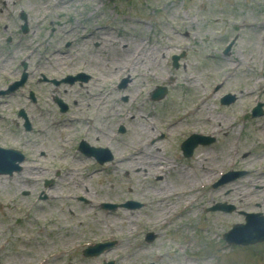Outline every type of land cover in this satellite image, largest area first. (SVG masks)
Instances as JSON below:
<instances>
[{
  "label": "rangeland",
  "instance_id": "rangeland-1",
  "mask_svg": "<svg viewBox=\"0 0 264 264\" xmlns=\"http://www.w3.org/2000/svg\"><path fill=\"white\" fill-rule=\"evenodd\" d=\"M0 89V148L25 156L0 174V264H264V240L224 238L248 215L264 237V0H0ZM194 134L215 141L187 157Z\"/></svg>",
  "mask_w": 264,
  "mask_h": 264
},
{
  "label": "water",
  "instance_id": "water-1",
  "mask_svg": "<svg viewBox=\"0 0 264 264\" xmlns=\"http://www.w3.org/2000/svg\"><path fill=\"white\" fill-rule=\"evenodd\" d=\"M230 47H231V45L228 47L227 51L230 49ZM182 56H177V55L173 56L174 66L178 67V60ZM22 82L23 81L18 82L16 85L13 86V88H17L19 85L22 84ZM166 94H167V89L164 88V87H159L154 92L153 99H155V100L162 99L163 97H165ZM233 101H235V97L231 96V95H227V96L222 98V103L223 104H230ZM262 114H263L262 105L259 104L256 108L253 109V116H259V115H262ZM212 141H213L212 138H205V137H201L199 135H193L191 138H189L183 144L184 153H185L186 156H191L192 153H193V150H194V148L196 146H198L199 144H208V143H211ZM100 151L101 150H97L96 152H100ZM12 155H16V156L13 157V158H10ZM23 159H24V156L21 155L18 152H15V151L3 152V155H0V174H4V173L12 174L14 171L20 170L21 167H20L19 163L22 162ZM100 160H101V162H103V159H100ZM227 177L228 176H226V178ZM108 206L110 208H116L114 205H108ZM127 206H133V205H132V203H128ZM220 208H224V207L216 206V207L213 208V210L220 209ZM254 216H259V215H248L247 224H245V225H242V224L235 225L234 228L229 233L224 235V238L229 243H237V244H245V245L246 244H251V243H256V242H259V241H263L264 237H262V236H261V238H253L254 236H253L252 233H254V230L256 232V230L261 228V226H258L257 223L254 221ZM251 217H253V219H251ZM241 229H245V230L248 229L247 230V234H245L242 231H239ZM240 232L242 234L241 236H239ZM153 239H154V235L153 234H149L147 236V240L148 241H152ZM110 245L111 244H98V245H96L94 247L88 248L85 251V254L86 255H97L102 250H104L105 248H107ZM109 264H113V263L111 262Z\"/></svg>",
  "mask_w": 264,
  "mask_h": 264
},
{
  "label": "bare ground",
  "instance_id": "bare-ground-1",
  "mask_svg": "<svg viewBox=\"0 0 264 264\" xmlns=\"http://www.w3.org/2000/svg\"><path fill=\"white\" fill-rule=\"evenodd\" d=\"M102 99H105V98H103V96H102ZM98 102L95 104V107L97 106V105H99V103L101 104V103H104L103 101L102 102H100V99H98L97 100ZM72 119H74V118H72ZM87 129H89V127H87ZM106 138H107V136H106ZM108 140H110L109 138H107ZM99 149H101V147H99ZM106 150H109L108 148H105ZM137 155V156H136ZM138 155H139V153L138 152H134V154H133V159L135 160V161H137L138 160ZM151 157L150 156H146V159H150ZM187 177H188V174H187ZM189 178V177H188ZM188 178H185V179H183L182 180V178H180L179 180L180 181H182V183H183V187H184V185L186 184V181H190ZM193 181V180H192ZM207 182V181H206ZM190 183V182H189ZM158 195V194H157ZM188 191L187 190H185V189H182V190H179V191H172V193H168V192H166L165 194H163V195H158L159 196V198H158V204H159V206H160V204H161V207H160V209H159V211H158V214L159 215H161V214H163V213H167V215H169V216H172L173 214H174V212H175V210L177 209V208H179L180 206H181V204H182V202H185L186 204L185 205H189V203L190 202H192V201H194V197H195V195H188ZM170 197H175L177 200H178V202L177 203H173V205H177V207L175 208V207H172V208H170L171 206L168 204V200H169V198ZM194 198V199H193ZM167 200V201H166ZM182 201V202H181ZM171 204H172V202H171ZM187 205V206H188ZM165 206V207H164ZM171 209V210H170ZM104 214H106V213H104ZM118 251V249H115V251H113L110 255H114L115 257H118V255H117V252ZM119 258V257H118ZM120 259V258H119Z\"/></svg>",
  "mask_w": 264,
  "mask_h": 264
},
{
  "label": "flooded vegetation",
  "instance_id": "flooded-vegetation-1",
  "mask_svg": "<svg viewBox=\"0 0 264 264\" xmlns=\"http://www.w3.org/2000/svg\"><path fill=\"white\" fill-rule=\"evenodd\" d=\"M45 82H47V80H45ZM73 83H75V82H73Z\"/></svg>",
  "mask_w": 264,
  "mask_h": 264
}]
</instances>
